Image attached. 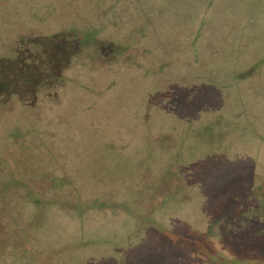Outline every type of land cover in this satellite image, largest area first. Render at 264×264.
Returning <instances> with one entry per match:
<instances>
[{
    "label": "rangeland",
    "instance_id": "obj_1",
    "mask_svg": "<svg viewBox=\"0 0 264 264\" xmlns=\"http://www.w3.org/2000/svg\"><path fill=\"white\" fill-rule=\"evenodd\" d=\"M32 3L50 53L35 92L0 64V159L78 207L20 199L0 264H264V0Z\"/></svg>",
    "mask_w": 264,
    "mask_h": 264
},
{
    "label": "trees",
    "instance_id": "obj_2",
    "mask_svg": "<svg viewBox=\"0 0 264 264\" xmlns=\"http://www.w3.org/2000/svg\"><path fill=\"white\" fill-rule=\"evenodd\" d=\"M32 4V0H0V47H2V53L4 52L3 57L2 55L0 57V64L7 62L11 66H14L16 71L25 70V80L31 82V85L34 84L32 78L35 74L32 73H34L37 63L41 62L43 67H45L44 63H46V58L50 53H47L49 51L48 46L40 40L46 36H35L36 38H33V35H31L33 28L28 25V20L26 18L30 17L33 12L37 13ZM48 10L49 7L46 8V11ZM82 39H85V36H83ZM64 68L63 70H65ZM43 72H48L49 75L48 70H44ZM56 76L60 78L62 76V70H60ZM12 79L14 78L11 77L9 79L8 84L10 83L14 86L6 87L15 89L16 93H18L20 85L18 81L14 82ZM17 80L19 79L17 78ZM35 85L37 84L35 83L32 85L33 89L31 91L35 92ZM3 91L5 92L6 90ZM3 161L4 160L0 159V184L4 183L8 190L4 194V200L2 203L3 206L0 205V213L2 212V214H0V223L6 225L5 234L11 229L10 223L16 216L15 214L17 213L18 217L20 215L17 208L20 203V199H24L35 204L37 202L39 204H50L55 201L53 199L55 198V195H57L58 197H63V199L57 201L60 203L59 206L63 209L78 207L76 201H74V199L78 196L75 193V188H67L66 190L61 187V184H59L58 187L61 188L56 192H51L52 190H47V188L40 189L39 185L48 183L51 175L42 171L40 176H34V172L30 171V167L28 165H18L16 166L18 176H7L5 172L6 167ZM44 164H42L41 167H44ZM65 178L68 179V176H65ZM22 181L27 183L25 188L20 185ZM59 181L61 182V179H59ZM14 199L17 200L14 201ZM11 201H13L14 204L10 207H6L8 206V203H11ZM5 204L7 205L5 206Z\"/></svg>",
    "mask_w": 264,
    "mask_h": 264
}]
</instances>
